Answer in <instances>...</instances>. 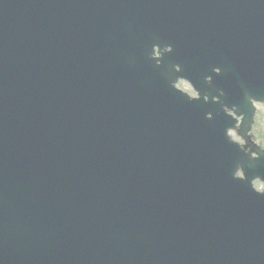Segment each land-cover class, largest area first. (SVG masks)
Returning <instances> with one entry per match:
<instances>
[{"label": "water", "instance_id": "1", "mask_svg": "<svg viewBox=\"0 0 264 264\" xmlns=\"http://www.w3.org/2000/svg\"><path fill=\"white\" fill-rule=\"evenodd\" d=\"M253 101L264 0H0V264H264Z\"/></svg>", "mask_w": 264, "mask_h": 264}, {"label": "rangeland", "instance_id": "2", "mask_svg": "<svg viewBox=\"0 0 264 264\" xmlns=\"http://www.w3.org/2000/svg\"><path fill=\"white\" fill-rule=\"evenodd\" d=\"M180 87L187 89L190 93L191 90L185 82H180ZM251 139L259 147L264 148V103H256V110L254 114V120L252 123V128L250 130ZM229 135L233 140H236L241 143L240 137L236 134L235 130H230ZM254 187L256 189H261L262 184L260 181H254Z\"/></svg>", "mask_w": 264, "mask_h": 264}]
</instances>
